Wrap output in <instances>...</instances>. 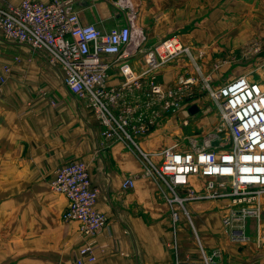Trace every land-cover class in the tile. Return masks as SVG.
Here are the masks:
<instances>
[{
  "label": "crops",
  "instance_id": "1",
  "mask_svg": "<svg viewBox=\"0 0 264 264\" xmlns=\"http://www.w3.org/2000/svg\"><path fill=\"white\" fill-rule=\"evenodd\" d=\"M153 5L143 3L144 8L137 6L134 12L128 6L129 16L118 0H78L75 8L83 24L105 31L131 24L134 13V27L144 32L148 46L177 37L195 47V65L184 57L159 71L165 86L198 77L195 97L186 105L215 107L200 89L204 79L215 87L241 75L264 79V69L255 71L264 67V0H182L174 5L176 14ZM119 8L125 17L113 18ZM160 10V17L154 18ZM8 65L11 73L0 94V264H70L78 256L86 240L81 225L63 220L68 201L49 187L60 166L77 160L88 165L91 181L100 190L96 208L108 217L96 235L94 264H176L192 255L183 223L175 225L155 180L143 174L140 152L104 137L97 114L66 88L43 53L6 41L0 30V76ZM132 66L141 71L142 58L134 59ZM26 73L47 87L33 107H26L33 95L22 81ZM108 80L120 86L118 64L109 70ZM62 94L76 101V107L49 103ZM133 99L139 97L128 95L129 102ZM179 123L171 117L159 119L146 137L137 139L139 148L147 154L175 146L183 150L184 127ZM152 158L162 161L159 155ZM128 177L135 185L124 190ZM259 252L264 261V248ZM239 255L241 263L245 255Z\"/></svg>",
  "mask_w": 264,
  "mask_h": 264
},
{
  "label": "built area",
  "instance_id": "2",
  "mask_svg": "<svg viewBox=\"0 0 264 264\" xmlns=\"http://www.w3.org/2000/svg\"><path fill=\"white\" fill-rule=\"evenodd\" d=\"M77 1L0 0L4 39L43 53L59 71L66 88L97 114L103 136L140 152L143 174L155 180L176 226L190 214L187 205L224 201L229 240L240 245L251 243L245 233V218L255 215L257 241L264 248V79L256 81L241 75L217 87L211 86L209 78L204 79L203 89L219 110L216 131L204 143L189 138L190 146L183 150L175 146L147 154L139 148L137 139L146 137L159 119L171 117L185 127L195 115L190 112L193 106L186 103L195 97L198 77L190 75L176 85L165 86L159 80V71L184 57L195 65L196 48L185 46L177 37L148 46L144 32L134 27L133 20L109 31L92 23L83 24L75 8ZM138 57L143 61L139 72L132 66ZM115 64L122 76L120 86H112L108 80ZM10 72L9 65L3 67L0 94ZM128 95L139 99L129 102ZM118 107L122 108L120 112ZM155 155L162 157L160 163L154 162ZM198 181L204 185L200 187ZM134 185V179L128 177L122 186L127 190ZM49 187L68 201L63 220L79 222L86 237L70 264H94L96 235L107 226L108 217L96 208L100 190L91 181L88 165L80 160L65 163L57 169ZM213 263V257L204 256L176 264Z\"/></svg>",
  "mask_w": 264,
  "mask_h": 264
},
{
  "label": "rangeland",
  "instance_id": "3",
  "mask_svg": "<svg viewBox=\"0 0 264 264\" xmlns=\"http://www.w3.org/2000/svg\"><path fill=\"white\" fill-rule=\"evenodd\" d=\"M178 1L182 2V0H137L136 6H139V10H141L143 3L146 4V2H149L154 5H162L164 8L163 10H168L176 14L174 5ZM154 5L152 7H155ZM124 7L129 16L130 9L128 6ZM120 11L123 12V10L119 8L118 14L114 15L113 18L122 16L125 17V14H122ZM161 12L162 10L158 12V16L153 17L159 18ZM130 19L133 20L134 15H132V17L130 16ZM171 25L172 24H170V26ZM9 67L11 70V66ZM263 69L264 67L260 69L259 65L255 71H263ZM31 74L32 73H26L22 79L24 87L27 89L26 91H28L30 94H33L29 103H26V107H33L34 104L38 102V98L45 96L47 90L46 85L44 83H39V81L35 78L36 76ZM199 84L201 85L200 89L204 91V82L200 81ZM60 86L63 87L62 85ZM211 86H215L213 81ZM206 96H208L207 93ZM64 102L72 105V107H76L77 104L76 101L68 96H66L65 99L63 94L60 97H56V101L53 99L49 100V103L55 107H61V104H64ZM212 103L213 102L210 100V104ZM189 119V125L185 126L183 132L180 134L181 137L184 135L182 143L183 146H186V148L190 146L189 138H193V140L197 143H204L206 137L215 132L217 127L220 125L219 110L217 107H198V111L194 116H190ZM198 185L201 187L204 185V183L201 184V182L198 181ZM262 203L264 204V197L262 199ZM226 204L227 203L224 201H205L200 202L197 205H187V209L190 214H186V216H190L191 220L185 216L183 228L185 229L186 235V247L190 246L189 249L191 250L192 255L186 257L185 259H203L204 256H206L213 257V264H232V262L236 264H264V261H260V244L258 243L257 239L248 245L232 243L229 240L226 233V228L224 226ZM257 224L258 219L255 215H248L245 218V232L246 235L251 239H255L257 236ZM262 227H264V225H262ZM200 243L202 247L200 246ZM253 243H255L256 247L259 245V249L256 248ZM239 254L245 255L241 263L236 259L237 257H240Z\"/></svg>",
  "mask_w": 264,
  "mask_h": 264
},
{
  "label": "bare ground",
  "instance_id": "4",
  "mask_svg": "<svg viewBox=\"0 0 264 264\" xmlns=\"http://www.w3.org/2000/svg\"><path fill=\"white\" fill-rule=\"evenodd\" d=\"M136 1L137 0H121L120 2H121V4L123 5V6H130L131 8H133V12L135 11V9H136ZM132 15H134V13L132 14ZM132 15H131V17H132Z\"/></svg>",
  "mask_w": 264,
  "mask_h": 264
},
{
  "label": "water",
  "instance_id": "5",
  "mask_svg": "<svg viewBox=\"0 0 264 264\" xmlns=\"http://www.w3.org/2000/svg\"><path fill=\"white\" fill-rule=\"evenodd\" d=\"M198 111V107H192L191 109H190V112L192 113V114H195L196 112ZM213 144H215V143H213Z\"/></svg>",
  "mask_w": 264,
  "mask_h": 264
}]
</instances>
